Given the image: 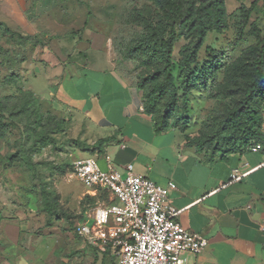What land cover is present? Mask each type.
Listing matches in <instances>:
<instances>
[{
    "label": "crops",
    "instance_id": "crops-1",
    "mask_svg": "<svg viewBox=\"0 0 264 264\" xmlns=\"http://www.w3.org/2000/svg\"><path fill=\"white\" fill-rule=\"evenodd\" d=\"M54 3L0 0L2 76L15 71L21 81L40 79L41 84L57 86L55 101L40 99L32 87L24 90L40 105L70 117L80 145L86 141L94 148L99 140L108 139L99 151L81 157L91 155L102 169L108 159L119 171L131 165L134 174L157 185H176L169 204L183 210L179 223L207 240L200 254L187 256V264H264V149L253 151L251 146L211 159L188 147L177 129L155 134L154 123L143 112L142 92L117 69L106 35L85 26L70 31L58 20L55 24ZM5 29L16 38L33 40L23 47L22 41L12 42L14 37ZM65 47L74 51L72 60L57 58L55 67L54 54H62ZM23 52L28 60L22 59ZM67 70L74 80L72 94L61 83L52 84ZM18 166L5 175L0 172V180L5 179L4 187L0 183V264H118L112 248L98 247L77 234L78 226L92 224L91 209L104 202L97 191L71 193L79 210L84 198L93 203L84 219H56L46 212L33 175ZM234 171L244 176L231 181ZM19 180L27 190L19 188ZM105 202H110L108 196Z\"/></svg>",
    "mask_w": 264,
    "mask_h": 264
},
{
    "label": "rangeland",
    "instance_id": "rangeland-1",
    "mask_svg": "<svg viewBox=\"0 0 264 264\" xmlns=\"http://www.w3.org/2000/svg\"><path fill=\"white\" fill-rule=\"evenodd\" d=\"M54 1L55 24L61 21L60 24L67 25L70 31L85 26L94 32L105 34L106 41L109 42L111 51L115 55L117 69L127 79L136 84L152 74L154 65L143 63L144 54L140 44L148 35L151 23L162 21L167 17L153 2L149 0ZM170 1L178 5L184 21L192 18V14L187 11L192 3L194 8L201 3L210 7L208 0ZM254 1L223 0L225 19L220 32H210L206 36L199 63L193 66L191 74L185 76L175 67L179 60L178 52L188 41L180 39L174 46L173 75L179 89L178 93L182 97V90L184 88L188 90L185 104L187 112L185 113L182 108L183 100L180 101L182 113L178 114L175 125L179 129L184 127L185 133L192 137L211 136L222 126L226 107L241 104V88L244 83H249L251 80L246 76H240L239 84L232 78L231 71L238 64L244 65L246 59L252 61L251 55L245 59L243 55L250 48L261 46L264 41V1L261 0L252 6ZM159 2L162 0H158ZM180 23L181 21L177 22L176 31H179ZM54 39L56 42L57 38ZM11 40L20 43L22 39L14 37ZM28 43L24 41L21 45L27 47ZM2 51L1 43L0 52ZM73 52L69 47H65L62 54L55 53V67L59 63L56 62L57 58L69 63ZM28 58V53L23 52L22 59L28 60ZM19 77L20 73L15 71H11L5 78L0 72V100L5 105L0 122L7 127L6 135L0 138V172L5 175L4 171L19 165L22 171L33 175L37 189H47L51 195L50 201H53L55 195L58 196L56 204L52 202L51 207L58 211L61 217L71 215L75 219L77 217L84 219L93 207V203L86 197L79 210V203L71 198V193L85 189L72 174V162L86 157L81 155L91 153L93 146L86 141L80 145V136L71 126V118L61 117L59 111L39 105V100L30 101L26 109L22 108L24 101L29 100L24 94V88L32 87V91L42 100L55 101L58 87H50L45 82L41 84L40 79L21 81ZM186 80H189L191 85L185 86ZM73 81L68 76L67 70L61 80L58 78L52 84L61 83L66 93L72 94ZM257 105L262 121L260 129L264 133V98H259ZM46 111L51 114L45 113ZM62 119L65 120L64 124L59 122ZM45 134L46 140H44ZM262 148L264 149V145ZM4 180V178L0 180L3 187ZM17 184L22 191L27 190L20 180ZM85 210L86 213L83 212Z\"/></svg>",
    "mask_w": 264,
    "mask_h": 264
},
{
    "label": "trees",
    "instance_id": "trees-1",
    "mask_svg": "<svg viewBox=\"0 0 264 264\" xmlns=\"http://www.w3.org/2000/svg\"><path fill=\"white\" fill-rule=\"evenodd\" d=\"M149 1L157 5L167 16L162 21L151 23L148 35L140 44L144 54L143 63L154 65V69L152 74L136 83L137 88L142 92L143 112L154 123L155 134L164 133L169 129H177L184 134L188 147H193L198 154H209L211 159L215 157L223 159L232 152L245 151L251 146L262 148L264 133L260 129L262 121L257 103L259 98H264V41L261 46L250 48L243 55L244 59L251 55L253 57L252 61L246 59L244 65L238 64L231 71L235 82L241 79L240 76H246L251 80L249 83H244L241 88V104L235 107H226L222 126L211 136L205 138L192 137L185 133L184 127L179 129L175 125L178 114L181 115L182 113V108L185 113L187 112L185 104L188 90L186 88L182 90V97L178 93L179 89L173 75V49L180 39L188 41L179 50V60L175 67L180 69L185 76L191 74L193 66L199 63V56L203 50L206 36L210 32H220L225 19L224 3L223 0H208L210 7H206L201 3L196 8L193 7L194 3H192L190 9H187L192 14V18L189 21H184L182 19L183 13H180L176 3L170 0H162L159 3L158 0ZM259 1L261 0H255L252 6ZM179 21H181L180 29L176 31V25ZM3 32L11 34V36L15 35L8 29L3 30ZM19 38L22 39V42L33 40L32 37L19 36ZM238 83L240 84V82ZM189 85H191V82L186 80L185 86ZM24 94L29 99L24 101L25 104L22 105L24 109L29 106L30 101L38 100L29 91H25ZM180 101H182V108L179 105ZM38 104L40 105L39 102ZM4 107L3 101L0 100V119L4 113ZM45 113L51 114L49 111ZM53 118L56 117L53 116ZM64 121L62 119L59 122L64 124ZM6 128V125L0 122V138L6 135ZM44 140H46V134ZM107 141L108 139L99 140L91 150V154H94L96 150L99 151L100 146ZM41 195L46 212L50 216L60 219L62 215H59L58 211L51 207L53 203L56 204L58 196L55 195L53 201H50L49 197L51 195L46 188L41 189ZM96 196L105 202L108 195L105 192L98 191ZM70 216L66 215L65 217L68 219Z\"/></svg>",
    "mask_w": 264,
    "mask_h": 264
},
{
    "label": "built area",
    "instance_id": "built-area-1",
    "mask_svg": "<svg viewBox=\"0 0 264 264\" xmlns=\"http://www.w3.org/2000/svg\"><path fill=\"white\" fill-rule=\"evenodd\" d=\"M72 174L87 190L110 198L111 203L92 209V224L78 226L77 234L98 247L112 248L118 264H187V256H197L207 247L205 238L179 223L183 210L170 206L169 195L177 190L174 183L157 185L134 174L131 165L119 171L109 159L102 169L92 157L73 161ZM243 176L234 171L231 181Z\"/></svg>",
    "mask_w": 264,
    "mask_h": 264
}]
</instances>
